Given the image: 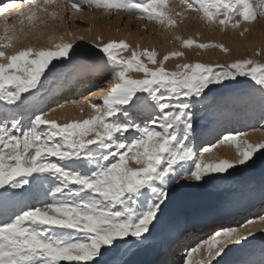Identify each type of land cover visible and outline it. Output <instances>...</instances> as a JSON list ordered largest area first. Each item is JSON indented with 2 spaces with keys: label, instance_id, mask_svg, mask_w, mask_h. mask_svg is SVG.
<instances>
[{
  "label": "snow or ice",
  "instance_id": "obj_1",
  "mask_svg": "<svg viewBox=\"0 0 264 264\" xmlns=\"http://www.w3.org/2000/svg\"><path fill=\"white\" fill-rule=\"evenodd\" d=\"M181 4L182 11H173L168 0H61L59 4L57 0H25L23 9L15 13L19 28L9 24L12 17L0 7L5 21L4 35H0V202L18 195L10 189L31 193L34 201L11 216L0 217V264H107L113 249L139 247L148 239L170 186L185 180L220 179L214 174L247 166L255 154L264 153V142L250 143L240 139L245 134L239 132L219 134L202 148L200 160L188 143L195 131L193 109L205 102L212 86L223 88L244 78L264 103V63L251 57L227 64H177V71H168L165 62L183 52L173 51L158 60L155 50L131 48L123 39L103 42L96 37L91 42L96 51L81 53L76 41L83 40L82 35L54 48H16L14 43L29 34L38 38L37 21L44 24L43 16L57 17L48 6H70L81 13L85 8L125 11L165 28L176 27L186 13H197L202 23L218 24L221 31L239 29L264 15V5H253L251 0H181ZM248 31L245 27L239 35ZM194 44L229 52L223 43L182 41L185 48ZM130 48V55H122ZM132 72L143 76L132 78ZM68 73L73 81L66 79ZM101 79L106 86L99 83ZM46 83L56 84L54 91L71 88V95L83 98L62 95L66 103L54 101L55 107L35 108L32 98ZM76 88L83 91L77 93ZM92 88L103 93L100 104L83 95L88 91L96 97ZM84 104L92 110L88 118L63 124L46 118L66 106L83 111ZM29 107L35 110L27 124L10 115ZM225 144L237 147L238 159L203 162L204 153ZM129 161L137 167H130ZM253 227L264 231V215L238 227L218 228L186 256L204 250V264H211L227 245L252 236ZM182 264L191 262L182 258Z\"/></svg>",
  "mask_w": 264,
  "mask_h": 264
},
{
  "label": "rangeland",
  "instance_id": "obj_2",
  "mask_svg": "<svg viewBox=\"0 0 264 264\" xmlns=\"http://www.w3.org/2000/svg\"><path fill=\"white\" fill-rule=\"evenodd\" d=\"M60 2L61 0H57V4ZM38 3H42V0H38ZM251 3L253 5H264V0H251ZM168 5L173 11L183 10L181 0H168ZM48 11L49 13L55 11L57 17L54 19L50 15H45L43 17L45 23H37L36 33L38 38L29 34L26 38L14 42L16 48L27 46L35 48L39 44H44L43 42H50L54 48L56 44L62 41L65 35L64 32L67 36H69V33L73 32V35L76 32L78 36L82 35L84 37L83 40L76 41V44L80 45L79 51L81 53H94L96 49L88 37L91 32H94L103 42L123 39L131 45V48L139 46L141 50H155L158 60L173 51L183 52V56L171 57L165 62L164 67L168 71H177V64L194 62L227 64L230 61L245 57H251L260 63H264V15L258 16L257 20L250 24H241L239 29L228 28L221 31L218 24L208 26L202 23L198 19L199 14L197 13H186L183 22H178L176 27L165 28L155 22L131 16L125 11L104 13L103 10L85 8L84 12L81 13L75 12L70 6L66 8L48 6ZM16 12L8 14L12 17L9 24L19 28L18 17L15 16ZM60 16L69 17L70 19H65L62 22ZM235 19H239V17L234 18L233 22H235ZM25 24V30L27 31V21H25ZM4 26L5 21L0 20V35H4ZM245 27L249 31L244 36H240V31ZM145 28L147 31H145ZM176 37L180 39H176ZM189 38L197 44L223 43L229 49V52L224 53L218 48L200 49L195 44L191 48L183 47L182 41ZM131 48L123 52L122 55H130ZM257 50L260 51L258 56L255 55ZM8 52L11 53L12 49H8ZM145 62L147 63V61ZM148 67L155 66L148 64ZM70 74L72 73H68V75ZM129 75L132 78H142L143 76L142 73L137 72H132ZM239 80L240 82L227 84L223 88L212 86L213 92L208 94L205 102L193 109L195 112V131L190 137L200 135L202 128H209L211 134L213 133L211 138L213 136L216 138L222 130L230 129L225 121L223 123L222 120L217 122L216 126L213 119H208L211 116L213 117L219 108L227 103V96L236 95L240 97L251 92L256 95L260 94L244 78H239ZM100 81L105 84V80L101 79ZM51 86H53V89L42 100L44 104L41 108H48L56 98H61L62 95L72 92L71 88L65 89L63 92L54 91L57 85L46 83L37 96L46 93L45 90ZM75 91L79 93L83 90L76 88ZM86 93L87 91H84L83 95ZM89 99L95 103L94 97H89ZM248 103L253 106L254 99H250ZM34 110V107L16 109L10 115L16 116L17 119L27 124L28 115ZM56 117L54 116V118ZM60 117L63 118V115L60 114L58 118ZM78 117L82 119L81 116ZM79 119L77 118V120ZM238 130L237 128L236 131ZM204 142L206 140L197 136L195 146L197 153L200 152V147ZM129 166L137 167V164L129 161ZM194 167L195 165L192 166L193 170ZM214 175L222 176V178L210 182L204 181L198 190V196H195L190 186H185V181L180 182L177 186L172 185L173 189L172 192H168L166 206H162L163 212L161 211L158 218L153 221L151 235L148 236V239L139 247L134 246L128 250L113 249V252L106 257L107 264H113V262H119V264H158L161 260L162 262L159 264H182V258H186V256L178 257L176 251L180 249V245H186L187 240L196 237V234L200 233L197 237L203 236L218 226L238 227L240 224L246 223L250 216L252 219H258L260 215H264V153L255 154L244 171L240 173H232L229 176L225 173ZM23 200H28L30 203L34 202L31 193L25 194ZM25 205L23 204L20 207ZM216 216L222 217L216 219ZM191 231L192 234H190ZM252 231L253 235L249 241L227 245L221 253V259L218 260L219 264H264V231H260L258 227H253ZM210 236L208 235L205 239H210ZM205 256L206 252L200 250L197 257H191L189 260L191 264H204Z\"/></svg>",
  "mask_w": 264,
  "mask_h": 264
},
{
  "label": "bare ground",
  "instance_id": "obj_3",
  "mask_svg": "<svg viewBox=\"0 0 264 264\" xmlns=\"http://www.w3.org/2000/svg\"><path fill=\"white\" fill-rule=\"evenodd\" d=\"M1 3L3 4V5H1V7L5 8V14L4 15H8L12 12H16V11L22 9L24 7L25 1L24 0H17L16 5H12L11 0H0V4ZM9 7H10V9H8ZM17 19L19 20V18H17ZM0 20L4 21L3 15H0ZM25 21H27L26 17H25ZM38 22L39 21H37V23ZM96 33H98V32H96ZM64 34L65 35H64L62 41H60V43L72 42L74 37L78 36V33H76V32H74L73 35H69V36L66 35V32H64ZM88 37H89V40L91 39L90 42H92L93 40H95V38L97 36L94 32H91L90 36H88ZM43 43L44 44L37 45L35 48H37V49H39V48H53L51 46L50 42H48V43L43 42ZM66 79L68 81H73V74L67 75ZM99 83L102 86H106V83L104 84V82H102L100 80H99ZM52 87L53 86H51L48 89L44 88V89H46L45 90L46 93H44V94L42 93L41 95H38L35 99H33L35 101V108H41V106H43L42 104H44V103L42 100L48 96V94L51 91L50 89H53ZM91 90L96 91L98 93V95L96 97H94L95 103H101L102 101L100 99V96H102L103 93H100L97 88H92ZM64 94H66V93H64ZM247 94L240 96V97L236 96V95L235 96H227L226 97L227 103L225 105L221 106L219 108V110L215 113V115H213V117L211 116L208 119H213L215 125L217 124V122H219L221 120H222V123H223V121H225L226 124L228 125V127L230 128V129H227L225 131L222 130L220 133H218V135L221 133H225V132H233V133L239 132V133L245 134L244 136L240 137V139H247L248 142L253 143V144L259 143V142H264V103H262L261 94L256 95L252 92L248 95ZM67 95L70 96V99H82L83 98L80 95H74L73 96V95H71V93L67 94ZM84 95L91 97L90 92H88V91ZM250 99H254L253 106L248 103L250 101ZM55 101H59L60 103H66V101L61 99V98H56ZM216 102H218V101H216ZM55 106H56L55 103L49 105V107H55ZM82 108H83V111H81V109L79 107H67L66 106L63 110L57 108V110L55 112H49V114L46 118L52 119V117H53V119H55L58 123L63 124L69 120H74L77 118L79 119L80 117H78V116H81L82 119H85V118H88L90 115H92V110L87 106V104L82 105ZM60 114L63 115V118L60 117L61 119L58 118V116ZM30 115H31V112L29 113L28 116H30ZM54 116H57V117L54 118ZM20 118H22V117H20ZM222 127H223V125H222ZM237 128L239 129L238 131H236ZM199 134L200 135H197V136L201 137L203 140H206V142H204V144H202L200 147V152H201L202 148L207 146L209 144V142H215V138H214V136L211 138L213 133L211 134L209 128H202V130H200ZM197 136L193 135L192 137H190L188 143L190 144V146H192L194 148V151L196 153V159L200 160L201 159V157L199 156L200 152L198 151L199 153H197L196 149H195ZM241 150H242V148H241ZM238 158L239 157H238L237 147L235 145L225 144V145H217L210 152L204 153L202 160L205 163H210V162H218L219 159H229L230 161H234ZM192 166H194V163L192 164ZM245 167L246 166H243V165L237 166V168L235 170H229L228 172L225 173V175L229 176L232 173H240V172L244 171ZM184 183H185V186H190L192 188V191L195 193V196H198V193H199L198 190L200 189V186L202 185V183H204V180H202L200 182L185 180ZM45 187H47V182H45ZM171 187L172 186H170L169 192L173 189V187L172 188ZM10 193H18V195L13 196L12 199H10L6 202H0V217L11 216L15 211L18 210V208L20 206H22L23 204L25 205V204L30 203V201H28V200H23V196L27 193H22V192H20V190H11ZM41 199H43V197H41ZM48 199H50V197H48ZM17 201H20L22 203H17ZM163 206H166V203ZM218 217H219V219H221L222 216H216V219ZM250 219H252L251 216H250L249 220ZM220 227L221 226L215 227L210 232H208L207 234H205L203 236L201 235L200 237H197V235L200 233H198V234L195 233L196 237L194 236V238L187 240L185 242L186 245H184V246L178 245L180 249H178L176 251L177 256L178 257L179 256H186L187 252L191 251L192 248H196L198 245H200L202 243V241L206 240L205 238L208 237V235L210 236L212 233H214L215 230H217ZM190 234H192V231ZM250 237L251 236H249L247 238V241H249L251 239ZM248 243H250V242H248ZM187 247H188V249L186 250ZM204 247L206 248V245ZM170 249H171V247H170ZM199 251L200 250L193 252L191 257H197V254ZM223 254L226 255L225 253H223ZM220 256L216 257L211 262V264H214V263L219 264L218 260L221 259ZM191 257L186 256V259H190ZM228 259H229V256H228ZM160 262H162V260L159 261L158 264Z\"/></svg>",
  "mask_w": 264,
  "mask_h": 264
}]
</instances>
